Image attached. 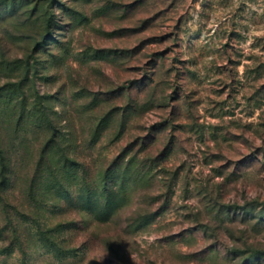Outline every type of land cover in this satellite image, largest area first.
Segmentation results:
<instances>
[{
    "label": "rangeland",
    "instance_id": "1",
    "mask_svg": "<svg viewBox=\"0 0 264 264\" xmlns=\"http://www.w3.org/2000/svg\"><path fill=\"white\" fill-rule=\"evenodd\" d=\"M0 264H264V0H0Z\"/></svg>",
    "mask_w": 264,
    "mask_h": 264
},
{
    "label": "trees",
    "instance_id": "2",
    "mask_svg": "<svg viewBox=\"0 0 264 264\" xmlns=\"http://www.w3.org/2000/svg\"><path fill=\"white\" fill-rule=\"evenodd\" d=\"M119 171H113V170H109L106 173V176L109 177V175L115 179V183L113 184V187L111 188V193H109L108 195H110V197H108V213H113L112 211H116L117 208L121 205V201L120 199L123 198L122 194L125 191L127 185H129L130 182H137V180H140L141 177H143L142 174H144L142 172V170L139 168V162L135 161V158L131 159L127 166H126V171L123 172V175L120 176L121 172H119L120 174H117ZM117 175V176H116ZM120 181V182H119ZM103 186L101 188V191L99 192V194H103L104 191H108V189H110L108 187V178L104 177L102 178ZM120 183V184H119ZM115 185H117L118 187H116L115 189ZM103 191V192H102ZM115 196L117 197L116 202L113 201V199L115 198ZM148 218L146 217H141L139 219V221H149L147 220Z\"/></svg>",
    "mask_w": 264,
    "mask_h": 264
}]
</instances>
